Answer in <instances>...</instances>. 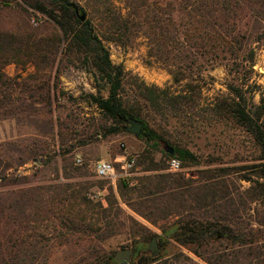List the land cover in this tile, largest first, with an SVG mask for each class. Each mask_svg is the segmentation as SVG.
Wrapping results in <instances>:
<instances>
[{
  "label": "rangeland",
  "instance_id": "1",
  "mask_svg": "<svg viewBox=\"0 0 264 264\" xmlns=\"http://www.w3.org/2000/svg\"><path fill=\"white\" fill-rule=\"evenodd\" d=\"M27 1L29 4L36 1L48 4V0ZM71 1L84 9L79 11V15L97 20L101 9L97 0ZM109 1L126 13L127 0ZM178 1L130 0L142 6L139 15L142 18L146 16L147 22L154 10L165 8L170 3L176 8ZM258 1L263 5L257 1L242 0L241 7L234 9L236 31L246 36L242 40L244 48L235 62L229 59L206 63L198 55L189 54L182 46L179 53L176 50H171L172 54L160 52L161 40L154 44L148 27L146 32L143 28L137 29L136 35L125 45L103 42L109 50L112 64L121 65L126 74L125 98L131 96L134 90L131 84L137 78L148 86L166 89L171 94L183 92L187 100L192 99L190 103L184 102L177 107L159 101L160 108L141 101L144 123L160 136L154 141L127 133L126 124L121 125L119 134L104 137L99 128L103 124L102 114L91 103L89 96L106 97L107 87L103 83L98 84L92 72L80 68L74 56L62 54L64 45H60L55 54L53 45L59 32L53 29L45 16L27 5L28 2H0V32L7 35L4 44L0 45V72L3 75L0 80V177L5 178L0 180V194H10L0 218V240L10 237L12 244L17 246L22 240V245L27 247L45 235L53 239L50 242L52 248L46 261L39 264H91L103 255H114L117 251L131 248L127 215L159 234L160 226L171 223L175 220L174 216L153 226L124 204V213L119 218L125 225L112 227V233L103 240L85 232L87 227L80 219L76 220L77 226L70 225L73 219L81 218L75 212L76 206H73L78 195L84 194L94 203L101 200L106 206L104 199L112 188L119 200L117 189L121 179L144 174L141 172L143 166L136 163L145 151H149L155 161L166 164L171 158L179 160L172 156L173 148L189 150L197 159L178 171L185 176L196 174L205 166L241 167V171L230 180L240 191L248 187V183L239 182L238 178L250 174L246 167L253 163L251 161L258 153L241 128L231 120L217 119L211 108L218 100L235 98L230 88L239 90L248 110L254 111L264 98V37L262 40L256 38L264 28V0ZM166 16L163 12L159 18L163 21ZM178 17L179 13L175 11L176 22ZM40 49L43 50L39 52ZM249 50L254 52L252 64L242 59ZM172 55H179L180 58L169 59ZM186 66L190 68L186 69ZM172 70L183 71L185 79L179 84L174 83L170 74ZM186 83H190L192 88L187 89ZM261 118L264 122V111ZM77 157L81 159L80 164L75 161ZM124 158L135 160L126 175L121 173L116 163L117 177L114 180L95 176L93 165L96 162H115ZM166 171L176 173L169 171L168 165ZM33 187H43L44 194L38 200L41 205L37 210L24 211L25 215H32L31 220L34 221L18 226L12 224L11 218L16 213L9 208L10 200L20 190L27 191ZM252 207L258 211L255 212V219L264 220V202L252 204ZM68 209H71L70 213ZM240 219L244 227L254 220L249 212L243 213ZM253 225L256 226L255 223ZM214 248L229 250L223 244L210 243L200 251L208 256ZM178 250L181 251L173 245L167 247L168 264H206L185 249H182L184 256L178 257ZM259 261L255 264H264V256Z\"/></svg>",
  "mask_w": 264,
  "mask_h": 264
},
{
  "label": "trees",
  "instance_id": "2",
  "mask_svg": "<svg viewBox=\"0 0 264 264\" xmlns=\"http://www.w3.org/2000/svg\"><path fill=\"white\" fill-rule=\"evenodd\" d=\"M27 4V0H24ZM242 0H179L177 7L166 4L152 12L147 22L146 16L141 17L139 10L142 6L135 5L127 0L126 13L115 8L109 0H97L100 5L97 20L85 17L79 18V11H83L77 3L71 0H48V4L36 1L28 4L37 13L45 16L59 32L55 47L58 53L60 45H64L62 54L72 55L80 63V68L92 72L95 81L107 87V96L90 95V101L102 114L100 131L106 137L109 134H119L124 121L134 119L142 124L139 137L147 141L160 139L142 115V102L149 103L153 108H160L159 101L177 107L184 102L190 103L183 92L171 94L166 89L148 86L135 78L130 97L124 96L126 74L121 65H114L110 60L108 48L104 41H111L118 45H125L136 34V30L148 27L153 35L154 44L160 39V52L171 53L176 50L187 49L189 54L198 55L206 63L215 60L229 61L238 58L243 50L242 40L246 37L236 31V12L241 7ZM261 3L258 0H247ZM3 2V0H0ZM155 3L154 5H156ZM163 9V11H159ZM237 10V9H236ZM175 11L179 13V20L174 19ZM165 12L166 18H159ZM176 17V16H175ZM163 26H162V25ZM161 25V26H160ZM159 29V30H158ZM264 28L256 38L262 40ZM7 35L0 32V45L4 44ZM170 47V48H168ZM43 49L38 50L39 52ZM172 54V53H171ZM167 57V56H166ZM187 57V56H186ZM179 59V55H172L169 59ZM254 52L249 50L243 54L244 59L252 64ZM165 59L164 61H168ZM177 62L179 60H176ZM194 62L195 60H191ZM190 66H186L189 69ZM172 81L176 84L185 79L183 71L172 70ZM3 75L0 72V80ZM185 87L192 88L190 83ZM234 93L233 99L218 100L211 110L217 119L231 120L241 128L251 143L255 152L251 164L246 169L250 174L244 175L239 182L248 183L243 191L237 188L232 181L241 171V167L221 166L211 168L205 166L198 169L196 174L185 176L182 172H167V162L155 161L149 151L140 155L136 165H142L144 174L121 179L118 185L119 200L114 196L112 188L108 190V197L103 202H93L86 195H78L75 199L76 214L81 218L71 221V226H77V221L85 223L92 237L94 235L105 239L112 233L115 225L124 226L119 216L124 213L122 204L145 220L150 225H157L159 221L174 216L175 220L167 225L160 226V233L150 230L142 222L127 215L129 223V238L131 239V261L129 264H168L166 249L173 245L178 250V257L184 256L182 249L202 259L206 264H255L264 256V220H256L258 212L252 204L264 202V122L261 115L264 111V98L255 110H248L243 104L244 98L239 90L230 88ZM56 100V94L53 96ZM187 100V101H186ZM109 123V124H108ZM172 156L177 157L181 167L190 166L196 162V155L181 147L173 148ZM247 172V173H248ZM69 177V176H67ZM230 178L232 180H230ZM0 180H5L0 177ZM43 187H33L29 190H20L10 200L16 215L11 221L14 225L29 223L32 215H25V209L37 210L41 203L38 201L44 194ZM134 195V198H130ZM10 194H0V218L6 209ZM71 206V205H70ZM69 207V206H67ZM68 213L71 209H68ZM254 218L252 223L244 227L241 217L248 213ZM256 212V213H255ZM19 213L23 217L20 218ZM25 216V217H24ZM76 222V223H75ZM255 223L256 226L253 225ZM100 235H97V234ZM90 236V235H88ZM155 238L159 251L152 257L149 250V241ZM53 239L41 235L38 241L20 246L12 244L10 237L0 240V264H39L44 263L52 248ZM210 243L223 244V247L214 248L208 256L203 255L200 249ZM262 251V252H261ZM114 255H103L96 258L91 264H118ZM186 257V256H185ZM188 259V257H186ZM245 258V259H244Z\"/></svg>",
  "mask_w": 264,
  "mask_h": 264
},
{
  "label": "built area",
  "instance_id": "3",
  "mask_svg": "<svg viewBox=\"0 0 264 264\" xmlns=\"http://www.w3.org/2000/svg\"><path fill=\"white\" fill-rule=\"evenodd\" d=\"M76 163L80 164L81 163V159L80 158H76ZM119 164V168L121 169V173H126L132 169L135 160L134 158H129V159H122L121 161H115V162H110V161H98L93 165V171L94 174L97 178L100 179H111L114 180L117 177L116 174V168H115V164ZM168 170L171 172H178L181 170V164L180 161L175 159V158H171L168 162ZM122 175V174H121Z\"/></svg>",
  "mask_w": 264,
  "mask_h": 264
},
{
  "label": "water",
  "instance_id": "4",
  "mask_svg": "<svg viewBox=\"0 0 264 264\" xmlns=\"http://www.w3.org/2000/svg\"><path fill=\"white\" fill-rule=\"evenodd\" d=\"M79 18L81 21H84L85 16L83 14L79 15ZM124 124H126L125 131L127 133H130L136 137L140 135L142 124L140 122L135 121L134 119L126 120L124 121ZM170 153H172V149L169 150ZM148 250L152 257H156L158 255V246L156 239L153 237L149 241ZM132 252L130 249H124L115 252L113 259L118 264H129L131 261Z\"/></svg>",
  "mask_w": 264,
  "mask_h": 264
},
{
  "label": "crops",
  "instance_id": "5",
  "mask_svg": "<svg viewBox=\"0 0 264 264\" xmlns=\"http://www.w3.org/2000/svg\"><path fill=\"white\" fill-rule=\"evenodd\" d=\"M119 161H121V160H119Z\"/></svg>",
  "mask_w": 264,
  "mask_h": 264
}]
</instances>
